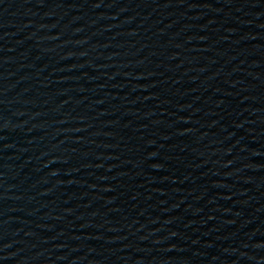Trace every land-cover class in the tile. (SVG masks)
Returning <instances> with one entry per match:
<instances>
[{"label": "water", "instance_id": "obj_1", "mask_svg": "<svg viewBox=\"0 0 264 264\" xmlns=\"http://www.w3.org/2000/svg\"><path fill=\"white\" fill-rule=\"evenodd\" d=\"M0 264H264V0H0Z\"/></svg>", "mask_w": 264, "mask_h": 264}]
</instances>
